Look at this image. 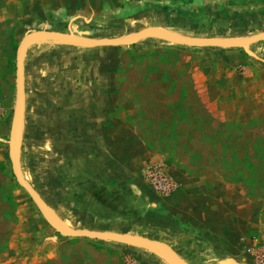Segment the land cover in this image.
<instances>
[{
	"label": "rangeland",
	"instance_id": "rangeland-1",
	"mask_svg": "<svg viewBox=\"0 0 264 264\" xmlns=\"http://www.w3.org/2000/svg\"><path fill=\"white\" fill-rule=\"evenodd\" d=\"M50 4L0 0V133L8 129L0 134V264H166L164 258H168L151 246L64 235V227L56 220L54 225L18 182L9 153L17 118L18 46L36 31L103 39L164 28L183 38L242 39L264 33V0H237L232 4L234 14L226 21L173 19L132 0L122 7L113 3L109 8L77 12L63 0ZM143 38L95 47L64 44L52 37L30 39L23 53L28 89L53 92V103L66 101L70 105L74 100L72 81L84 68H90L92 76L109 80L106 100L112 119L116 125L127 124L152 151L153 160L142 176L155 193L162 197L173 193L181 174L215 173L254 203L251 234L237 247L222 249L186 235L169 243L159 242L185 264H264V115L256 114L259 99L255 97L263 88L259 84L264 72L257 75L251 71V67L258 71L264 68L260 63L264 40L225 48L182 45L152 34ZM254 47L259 49L251 50ZM221 107L225 111L222 115ZM235 110L239 112L233 117ZM229 116L233 120L225 119ZM104 133L105 129L93 127V148L98 147ZM151 170L173 180L175 189L169 194L156 190L148 177ZM24 175L29 185L36 179L26 172ZM30 186L35 191L41 188ZM39 197L44 201L46 194ZM94 202L93 209L100 210ZM58 214L70 220L64 213ZM71 218L77 223L75 228L82 230L158 241L146 222L125 217L105 219L92 211ZM29 253L32 257L26 258Z\"/></svg>",
	"mask_w": 264,
	"mask_h": 264
},
{
	"label": "crops",
	"instance_id": "crops-1",
	"mask_svg": "<svg viewBox=\"0 0 264 264\" xmlns=\"http://www.w3.org/2000/svg\"><path fill=\"white\" fill-rule=\"evenodd\" d=\"M53 1L41 0L45 6ZM63 1L77 12L109 8L113 3L122 7L130 0ZM132 2L147 5L173 19L202 17L207 21H226L234 14L232 4L237 0ZM254 49L259 48L251 50ZM260 63L264 67V59ZM253 68L251 71L257 75L264 72V68L259 71ZM90 70L84 68L79 76L74 77L72 83L75 87L70 92L74 100L70 105L66 101L55 104L52 101L53 92L29 91V78L24 65L23 122L16 144L24 179L27 180L24 172L36 178L31 180L30 185L41 187L35 188L37 193L46 194L44 202L70 231L82 230L75 228L77 223L71 218L73 214L92 211L105 219L125 217L146 222L154 231L155 239L166 243L172 242L178 235H186L189 238L199 237L197 240L200 243L222 249L241 245L240 240H246L251 234L256 216L254 203L215 173L181 174L177 177L179 184L173 193L164 197L155 193L142 176L143 169L153 160L152 151L140 143L127 124L116 125L111 115L112 108L106 100L109 80L101 75L92 76ZM261 80L262 92L259 96L255 95L259 99L258 115H264V79ZM93 97H97V101ZM223 100L225 96L220 101ZM222 107L219 110L221 115ZM236 112L239 111L235 110L231 116L236 117ZM231 118L225 117L226 120H233ZM95 126L105 129V137H100L97 148H93L92 143ZM3 132L7 133L8 129L0 134ZM93 201L100 210L93 209ZM59 212L69 216L70 220L62 218ZM29 254L26 258L32 257ZM164 261L170 264L168 259L164 258Z\"/></svg>",
	"mask_w": 264,
	"mask_h": 264
},
{
	"label": "water",
	"instance_id": "water-1",
	"mask_svg": "<svg viewBox=\"0 0 264 264\" xmlns=\"http://www.w3.org/2000/svg\"><path fill=\"white\" fill-rule=\"evenodd\" d=\"M145 34H152L158 37L179 43L182 45H197V46H213V47H240L253 42L263 41L264 33H260L251 37L242 39H216L212 37H202V38H176L170 35L163 34L154 29H145L144 31L133 33L125 37L116 38H103V39H77L69 37L63 33L55 31H36L28 34L19 44L17 50V61H16V93H17V118L15 123L14 136L10 142V158L12 162L13 172L18 180V182L25 188V190L30 194L33 200L45 211V213L51 218L54 225L57 226L55 220L58 221L64 229H61L62 233L66 236L75 237H90V238H102V239H116L121 241H127L131 243H138L142 245H147L155 248L159 253L168 258L173 264H185L182 260H176L172 255L169 248L156 240H151L142 236L121 234L115 232L106 231H88V230H76L70 231L65 227V225L57 218L53 213L52 209L39 197L37 192L27 183V181L22 176L19 161L16 156V144L20 137L21 125L23 122V110H24V75H23V53L28 40L38 37H52L59 40L65 44H72L75 46H85V47H95V46H105V45H120L127 44L136 38H139Z\"/></svg>",
	"mask_w": 264,
	"mask_h": 264
},
{
	"label": "built area",
	"instance_id": "built-area-1",
	"mask_svg": "<svg viewBox=\"0 0 264 264\" xmlns=\"http://www.w3.org/2000/svg\"><path fill=\"white\" fill-rule=\"evenodd\" d=\"M149 180L155 185V189L162 194H169L175 189V182L167 176H162L151 170L148 174Z\"/></svg>",
	"mask_w": 264,
	"mask_h": 264
},
{
	"label": "bare ground",
	"instance_id": "bare-ground-1",
	"mask_svg": "<svg viewBox=\"0 0 264 264\" xmlns=\"http://www.w3.org/2000/svg\"><path fill=\"white\" fill-rule=\"evenodd\" d=\"M149 29H154V30H156V31H158V32H161V33H163V34H166V35H170V36H173V37H176V38H183V37H180L174 30H167V29H164V28H149ZM146 35H148V34H145V35H143V36H141V37H139V38H136L135 40L137 41V40H142L141 38H143V37H145ZM144 39V38H143ZM134 40V41H135ZM254 43V42H253ZM65 44V43H64ZM250 44H252V43H250ZM247 45H249V44H247ZM243 46H245V45H243ZM170 263L171 264H173L171 261H170Z\"/></svg>",
	"mask_w": 264,
	"mask_h": 264
},
{
	"label": "trees",
	"instance_id": "trees-1",
	"mask_svg": "<svg viewBox=\"0 0 264 264\" xmlns=\"http://www.w3.org/2000/svg\"><path fill=\"white\" fill-rule=\"evenodd\" d=\"M0 165H2V163L0 162Z\"/></svg>",
	"mask_w": 264,
	"mask_h": 264
}]
</instances>
